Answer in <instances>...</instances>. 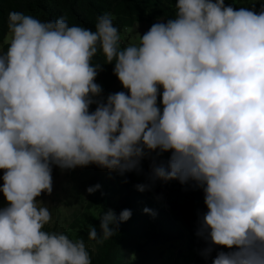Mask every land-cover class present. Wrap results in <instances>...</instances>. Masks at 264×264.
Here are the masks:
<instances>
[{"label":"clouds","instance_id":"9594fccd","mask_svg":"<svg viewBox=\"0 0 264 264\" xmlns=\"http://www.w3.org/2000/svg\"><path fill=\"white\" fill-rule=\"evenodd\" d=\"M175 7V18L124 48L107 14L92 31L63 17L42 23L9 13L10 44L0 54V264H92L82 238L44 230L52 215L37 198L51 195L53 166L123 175L140 172L152 153V182L203 190L197 235L206 255L229 250L212 264H264V4L258 12L225 0ZM98 52L126 91L101 98ZM163 153L171 155L157 162ZM131 215L104 211L102 238ZM88 238L97 239L95 227Z\"/></svg>","mask_w":264,"mask_h":264},{"label":"trees","instance_id":"16d2710c","mask_svg":"<svg viewBox=\"0 0 264 264\" xmlns=\"http://www.w3.org/2000/svg\"><path fill=\"white\" fill-rule=\"evenodd\" d=\"M248 1V8L259 11L264 0L260 3ZM177 0H0V45L4 43L6 36L10 33L8 29V15L10 12L18 11L25 15H30L42 23L54 21L61 17L65 18L68 25L80 26L95 31L97 19L104 15L112 18L114 26L119 33L123 29L132 28L137 23H151L156 20L175 18ZM239 0H225L226 5L234 8L238 7ZM246 7V6H243ZM10 43L3 45L6 52ZM94 64H104L105 58L102 53L93 58ZM113 64H104L98 73L95 82L104 87L102 97L106 99L108 94L116 93L119 88V80L113 74ZM95 105H92V111ZM171 153H163L157 158V162H166ZM156 155H150L149 163L145 170L150 174V165ZM0 177L2 171L0 170ZM94 177V176H93ZM117 177V176H116ZM107 179H110L108 177ZM111 185L106 180H102L101 169L95 173L92 179L93 184L99 185L97 190L101 195L98 203L101 204L102 212L109 209L113 210L117 216L128 209L132 215L129 220L119 225L117 234L108 239L102 238L100 231V218L96 214H91V205L86 207L79 215L75 214L67 227H59L51 232H61L70 239H83L89 252L92 264H159L162 259L161 246L172 241H185L187 249L193 250L196 239L200 240L196 229L189 225L185 212L188 207L172 202V191L168 186L172 182L150 179L122 181L120 178L113 179ZM160 186L166 184L169 191L167 201L171 204L182 206L183 210H171L165 214L161 201L156 199L153 187L149 184ZM159 184V185H158ZM137 185H148L146 190L139 191ZM171 188V187H170ZM120 196V198H117ZM197 198L201 200L204 214L207 207L204 203V192L199 188ZM170 204V205H171ZM98 208V207H97ZM149 212H145V209ZM179 223H182L180 226ZM90 226L97 230V239L90 240L88 232ZM196 238V239H195ZM202 243L205 240L202 238ZM185 244V243H184ZM193 244V245H192ZM209 244H205L202 250L194 252L189 264H212L218 247H213V251L206 255Z\"/></svg>","mask_w":264,"mask_h":264},{"label":"rangeland","instance_id":"374dc122","mask_svg":"<svg viewBox=\"0 0 264 264\" xmlns=\"http://www.w3.org/2000/svg\"><path fill=\"white\" fill-rule=\"evenodd\" d=\"M239 0L238 7L248 6V1L244 3ZM252 3H260L261 0H250ZM165 19L156 20L151 23L141 22L137 23L132 28L123 29L120 35V46L124 48L129 44H136L139 42L140 36L146 33L150 27L157 22H164ZM11 33H9L4 43H10ZM3 44L0 45V54L5 53L3 51ZM120 83V82H119ZM103 88H107L106 85L101 86ZM126 91L123 89L121 83L117 92ZM162 93V88H161ZM160 103V99L158 98V104ZM95 108L92 110L94 111ZM151 155H156V153H152ZM149 157H146L141 161V171L140 172H127L121 175L117 171H109L107 169H102L96 165H89L83 168H76L73 170H65L62 171L58 167L53 166L52 171V180H53V191L51 195L46 193H42L40 197L37 199L42 201L44 205L48 206L52 215V220L48 225L45 226V231L53 230L59 227H67V223H69L72 217L75 214H80L82 211L86 210V207L91 205L90 213L96 214L97 216L102 215L101 204L98 203L100 199V193L96 191L94 194H89L87 189L89 187H94L92 179L95 177V173L101 169L102 180H106L109 185H111L114 181L113 179L120 178L122 181L129 182L131 180H144L149 179L150 174L148 175V171L145 170L146 165L149 163ZM2 171V177L4 174V170ZM94 176V177H93ZM117 176V177H116ZM0 177V187L3 185V179ZM110 177V179H107ZM172 185L168 186L172 191V202L179 203L180 205H185L188 207V211L185 212L186 219L191 226L192 229L198 230V222L200 218L204 214L203 204L201 200L197 198V193L199 188L195 186L194 182H189L188 184H180L179 181H171ZM162 184V183H160ZM156 184H149V188L153 187L154 190L158 188L155 187ZM159 185V184H158ZM171 187V188H170ZM120 198V196H117ZM162 204L164 213L167 215L168 206L167 200H162ZM171 204V203H170ZM178 204H171L172 210H183L182 206L180 207ZM7 201L3 196V193L0 192V208L6 207ZM98 207V208H97ZM181 226L182 223H179ZM200 237V236H199ZM196 239V238H195ZM202 237L196 239V243H194L193 250L187 249L186 242L184 241H172L169 244H164L161 246L162 250V259L159 261V264H189L191 260V256L194 252H199L205 247L206 242L202 243ZM185 243V244H184ZM193 245V244H192ZM219 248V251H229L228 249Z\"/></svg>","mask_w":264,"mask_h":264},{"label":"built area","instance_id":"2783aa9c","mask_svg":"<svg viewBox=\"0 0 264 264\" xmlns=\"http://www.w3.org/2000/svg\"><path fill=\"white\" fill-rule=\"evenodd\" d=\"M154 194L158 201L167 200V197L169 196V191L167 189L166 184H161L160 186H158V188L154 190ZM167 206L168 208H170L168 209V212L170 213L172 210V207L168 201H167Z\"/></svg>","mask_w":264,"mask_h":264}]
</instances>
